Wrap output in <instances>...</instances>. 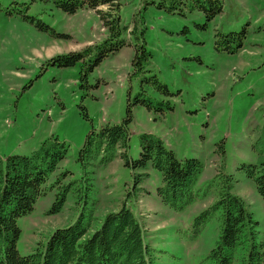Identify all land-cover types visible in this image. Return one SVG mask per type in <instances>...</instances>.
<instances>
[{
    "label": "rangeland",
    "instance_id": "374dc122",
    "mask_svg": "<svg viewBox=\"0 0 264 264\" xmlns=\"http://www.w3.org/2000/svg\"><path fill=\"white\" fill-rule=\"evenodd\" d=\"M116 2L119 29L111 30L97 13L114 12L110 5L91 9L85 3L69 13L54 0H0V156L30 155L55 136L68 153L47 185L66 171L59 184L73 182L60 212L49 213L57 184L19 218L18 250L32 252L81 213L94 230L126 202L144 227L155 264H209L219 214L198 237L194 218L226 183L244 199L264 239V200L239 169L256 162L252 145L264 120V0H222L213 17L200 7L205 0ZM244 29L241 48H217L220 32ZM73 52L84 57L72 66L49 62ZM124 120L134 159L140 134L148 132L179 159L202 162L198 196L185 210L160 202L162 174L151 168L127 201L134 173L143 171L126 167L118 149L93 150L81 159L92 131Z\"/></svg>",
    "mask_w": 264,
    "mask_h": 264
},
{
    "label": "trees",
    "instance_id": "16d2710c",
    "mask_svg": "<svg viewBox=\"0 0 264 264\" xmlns=\"http://www.w3.org/2000/svg\"><path fill=\"white\" fill-rule=\"evenodd\" d=\"M54 1L69 13L76 12L85 3L91 9L110 5V10L114 12L99 9L97 13L111 30L119 29L120 4L116 0ZM205 1L206 5L200 7L213 14L212 17L221 12L222 0ZM219 36L222 38L216 41L217 48L222 46L233 51L244 45L247 35L244 29L220 32ZM89 50L86 48L83 52ZM83 57V53L73 52L53 57L49 62L72 66ZM129 139V120L120 124L108 123L87 136L80 150L81 159H85L93 150L98 155L110 154L118 149L126 167L133 172L143 171L140 175L134 173V185L127 193V201L138 193V185L149 177L151 168L162 174L156 194L163 205L181 212L195 202L198 196L194 190L195 181L203 169L198 158L179 159L160 137L144 132L139 136V157L134 159L130 155ZM252 149L256 162L243 163L239 169L254 183L264 200V120ZM67 153L68 145L53 136L43 141L30 155L0 156V264H155L153 249L146 241L144 227L126 202L119 210L107 213L94 230L90 229L87 215L81 213L74 223L54 230L32 252L20 253L17 248L21 236L18 220L32 212L39 198L66 178L70 171L61 173L55 182L47 185L56 176ZM110 160L109 156L102 161L107 163ZM226 177L231 179L230 176ZM72 189L73 182L58 185L50 214L62 210ZM79 197L84 198V193ZM87 202L84 199V203ZM215 214H219L218 235L214 247L208 253V263L264 264V239L260 237L259 222L244 199L232 192L228 183L222 185L216 200L194 218V237L201 234Z\"/></svg>",
    "mask_w": 264,
    "mask_h": 264
}]
</instances>
